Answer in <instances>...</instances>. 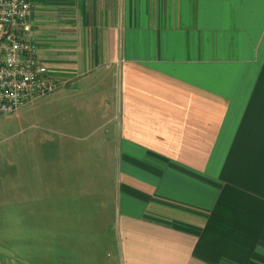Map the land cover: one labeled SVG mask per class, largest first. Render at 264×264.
<instances>
[{
    "label": "crops",
    "instance_id": "obj_1",
    "mask_svg": "<svg viewBox=\"0 0 264 264\" xmlns=\"http://www.w3.org/2000/svg\"><path fill=\"white\" fill-rule=\"evenodd\" d=\"M32 25L62 86L0 203L47 264H264V0H38Z\"/></svg>",
    "mask_w": 264,
    "mask_h": 264
},
{
    "label": "built area",
    "instance_id": "obj_2",
    "mask_svg": "<svg viewBox=\"0 0 264 264\" xmlns=\"http://www.w3.org/2000/svg\"><path fill=\"white\" fill-rule=\"evenodd\" d=\"M37 1L0 0V121L62 86L39 58L32 25Z\"/></svg>",
    "mask_w": 264,
    "mask_h": 264
},
{
    "label": "rangeland",
    "instance_id": "obj_3",
    "mask_svg": "<svg viewBox=\"0 0 264 264\" xmlns=\"http://www.w3.org/2000/svg\"><path fill=\"white\" fill-rule=\"evenodd\" d=\"M37 104L23 108L15 115L0 121V187L7 196L14 193L11 187L17 186L18 191L22 188L19 183L24 180V138L36 131L31 125L36 121ZM0 207L2 208V203ZM13 212H15L14 217L10 215ZM28 230L31 231V228ZM31 235L26 233V227H24V207L15 206L14 202H10V205L0 209L1 264H47L51 262L52 257L44 255L46 252L42 253L38 249L36 239L28 240L27 237Z\"/></svg>",
    "mask_w": 264,
    "mask_h": 264
}]
</instances>
